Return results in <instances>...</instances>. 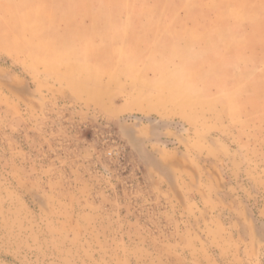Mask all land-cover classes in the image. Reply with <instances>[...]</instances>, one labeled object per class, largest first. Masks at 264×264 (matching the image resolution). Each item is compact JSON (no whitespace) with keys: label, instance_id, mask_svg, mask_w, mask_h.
Returning a JSON list of instances; mask_svg holds the SVG:
<instances>
[{"label":"rangeland","instance_id":"374dc122","mask_svg":"<svg viewBox=\"0 0 264 264\" xmlns=\"http://www.w3.org/2000/svg\"><path fill=\"white\" fill-rule=\"evenodd\" d=\"M0 264H264V0H0Z\"/></svg>","mask_w":264,"mask_h":264}]
</instances>
